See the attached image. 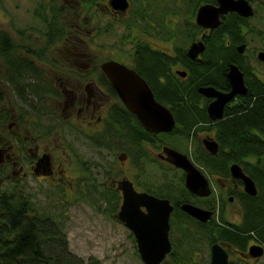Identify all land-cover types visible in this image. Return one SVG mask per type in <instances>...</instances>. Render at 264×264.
<instances>
[{
  "label": "flooded vegetation",
  "instance_id": "af4514ba",
  "mask_svg": "<svg viewBox=\"0 0 264 264\" xmlns=\"http://www.w3.org/2000/svg\"><path fill=\"white\" fill-rule=\"evenodd\" d=\"M32 1L33 18L46 26L42 36L48 46L38 52L31 50L32 101L31 115L26 114L30 116L26 118L29 120L27 135L20 130L14 133L12 123L7 125L10 131L2 129L15 116L8 107L0 106V199L27 200L31 202V216H34L39 196L46 202L52 200V195L71 201L82 198L86 192L80 186H91L98 191L101 185L98 193L110 204L112 220L127 231L141 264H145L132 230L117 217L124 199L120 186L129 181L137 193L167 199L171 206L167 241L160 244L168 252L159 264H211L213 245L225 253L227 264H264V213L259 215L250 205L260 190L249 170V166H256V159L244 163L222 162L220 172L210 169L205 160L195 159L201 152L204 156L211 154L203 140H215L214 123L241 95H246L248 84L243 68L264 80V69L253 65V62L264 64V59L259 58V53L264 54V31L255 30L250 23L256 19L264 27V0H245L253 10L249 17L236 11L219 13L215 28L199 24L196 16L202 6L218 7V0H121L123 4L119 0H70L77 4L75 19L66 14L60 16L63 10L56 12L53 0ZM233 18L253 30L247 33L248 29L243 27L245 40L235 45L236 53L242 56L241 62L234 59L228 62L225 70L222 68V80L213 77L208 68L204 72L208 84L197 88L199 92L200 87L209 86L227 93L231 90L229 65L235 64L240 69L246 92L235 94L227 101L219 119L210 118L207 110L215 97L199 92L202 97L197 102L192 98L174 102L158 99L153 93L155 100L171 112L174 126L165 132L150 131L127 108L102 70L105 63H117L136 73L152 90L148 74H153L154 65L162 64L164 58L170 74L190 89L194 88L191 68L212 63L205 54L212 33ZM118 26L123 29L118 31ZM260 32L262 45L251 46L248 37ZM106 35H113V45L101 40ZM196 42L203 44V50L192 58L188 50ZM161 44L169 46L164 48ZM239 45H244L242 52L238 50ZM226 46L231 48L232 44L226 40ZM50 47L57 48L56 57L47 55ZM10 69L0 63V71L5 73ZM158 81L161 85L167 82L163 77ZM4 83L8 84L0 80V85ZM195 106L204 109L203 124L189 126L177 119H190L186 109L192 113ZM175 139H197V144L192 153H185L181 147L173 146ZM165 148L175 149L192 161L207 180L208 195L196 194L186 187L185 171L168 160ZM218 150L211 155H216ZM227 153L228 149L221 151L223 155ZM148 165H156L165 175L177 172L178 177L140 178L126 170L132 166L135 174L141 175L139 170L146 173ZM232 165H237L243 176L251 179L255 194L246 188L243 177L231 170ZM72 172L76 175H69ZM57 188L61 196L57 195ZM185 204L208 211L209 219L202 221L191 216L182 208ZM141 210L147 214L144 206Z\"/></svg>",
  "mask_w": 264,
  "mask_h": 264
},
{
  "label": "trees",
  "instance_id": "16d2710c",
  "mask_svg": "<svg viewBox=\"0 0 264 264\" xmlns=\"http://www.w3.org/2000/svg\"><path fill=\"white\" fill-rule=\"evenodd\" d=\"M237 18L216 28L209 40L208 51L205 54L212 60L210 65H195L191 68V77L196 87L191 88L177 81L168 68L167 60L163 58L162 64L154 65L153 74H148L150 86L158 99L164 101H184L201 99L197 91L198 86L208 84L204 72L209 68L213 77L224 79L222 68L228 62L236 60L241 62L242 56L236 53L235 45L245 40L242 34L245 27L247 33H252L249 25H244ZM238 23V25H237ZM239 39V41H237ZM226 40L232 47L226 46ZM13 42L0 31V56L5 59L4 64L10 66L8 72L0 71V80L10 84L13 93L17 96L23 111L31 115V49H26V54H16ZM154 57V56H153ZM156 62L155 58L151 59ZM243 63V62H242ZM246 72L248 91L241 95L240 100L228 110L223 117L214 123L216 128L215 141L218 144L216 155L204 152L195 159L208 162L210 169L220 172L222 162L244 163L249 159H256V166H249V170L260 186L258 198L250 202L253 209L260 215L264 213V80L256 74ZM159 77L165 79L163 85ZM206 81V83H204ZM193 108V107H192ZM186 109V108H185ZM195 106L192 113L186 109L190 117L177 119L183 120L189 126L204 123L205 112ZM228 149L226 155L221 154L223 149ZM247 166V165H246ZM250 205L249 208L251 207ZM0 264H84L73 254L66 240L65 231L52 217L35 213L31 216V202L17 201L12 197L0 199Z\"/></svg>",
  "mask_w": 264,
  "mask_h": 264
},
{
  "label": "water",
  "instance_id": "95a60500",
  "mask_svg": "<svg viewBox=\"0 0 264 264\" xmlns=\"http://www.w3.org/2000/svg\"><path fill=\"white\" fill-rule=\"evenodd\" d=\"M119 1L123 4V1ZM218 2L220 4L218 7L207 5L199 8L196 16L199 24L215 28L219 23L218 14L227 11H236L244 17L253 15L251 6L245 0H218ZM243 46H238L240 52L243 51ZM202 50L203 44L196 42L190 46L188 54L195 58ZM259 58L264 59V54L259 53ZM102 70L114 85L127 108L138 116L148 130L165 132L173 128L174 118L171 112L155 100L152 90L141 77L114 62L103 64ZM227 75L231 84V90L227 93L217 91L209 86L198 89L201 94L207 97H215L207 109L208 115L212 119L222 117L223 105L235 94L246 92L243 74L237 65L230 64ZM203 144L211 154L217 152L218 145L215 140L205 138ZM165 150L168 152V160L185 171L186 187L196 194L208 195L210 190L207 180L191 160L175 149L165 148ZM231 170L242 176L246 188L251 194H255L251 179L243 176L237 165H232ZM120 187L123 190L124 199L117 216L118 219L125 222L126 226L132 230L138 243V253L144 263L159 264L165 253L168 252V248L160 245L163 241H167V220L171 210L168 200L156 198L147 193H137L129 181L122 182ZM142 206L147 209V214L141 210ZM182 208L191 216L202 221L209 219L210 213L200 207L185 204ZM211 264H227L225 253L216 245L212 247Z\"/></svg>",
  "mask_w": 264,
  "mask_h": 264
},
{
  "label": "rangeland",
  "instance_id": "374dc122",
  "mask_svg": "<svg viewBox=\"0 0 264 264\" xmlns=\"http://www.w3.org/2000/svg\"><path fill=\"white\" fill-rule=\"evenodd\" d=\"M55 11L63 10L64 17H76L77 4L70 0H53ZM34 7L32 0H0V31H3L7 37L13 42V53L26 54V49L40 51L42 48L48 46L46 39L42 36L46 26L40 20L33 18L32 9ZM89 20L90 17L88 16ZM60 19V17H59ZM91 22V21H90ZM255 30L264 31L261 23L252 19L250 21ZM91 27L92 25L89 24ZM104 26V25H103ZM102 26V27H103ZM91 29V28H90ZM123 26H118V31H121ZM264 33V32H263ZM259 34L249 36L251 46H261L262 40ZM38 35V37H36ZM104 44H114L113 35L103 36L101 39ZM169 46V44H161ZM108 49V48H107ZM47 55L56 57L55 51L57 48L49 49ZM31 57V54L29 55ZM5 59L0 56V63L4 64ZM253 65L259 70L264 69V64L253 62ZM0 89L4 102L0 106L8 107L14 113L15 119H10L6 122L3 130L10 131L7 128L9 123H12V131L18 133L19 130L24 134H28L29 127L27 126L30 117L20 105L17 98L13 95L8 84H1ZM4 135V134H3ZM2 139V137L0 136ZM177 142L173 144L175 147H181L185 153H192L193 148L197 144V139H175ZM84 154V153H83ZM118 164L115 169H117ZM264 168V161H263ZM129 174L140 178H177V172L170 174H161L160 169L156 165H148L145 167V172L140 171L135 174V170L131 166L126 169ZM69 173V171H68ZM76 172L69 175L75 176ZM131 176V177H132ZM102 181L100 177L99 183ZM86 192L82 194V198L64 201L61 197L57 199L51 196L52 200L46 202L42 196L36 200V213L48 215L54 218L65 231L67 244L70 251L78 256L84 264H141L138 255L131 245V239L127 231L112 220L110 216V204L103 200L101 192L102 186L99 185L98 191L91 186H80ZM80 191V190H79ZM57 195L61 196L60 189L57 188Z\"/></svg>",
  "mask_w": 264,
  "mask_h": 264
}]
</instances>
